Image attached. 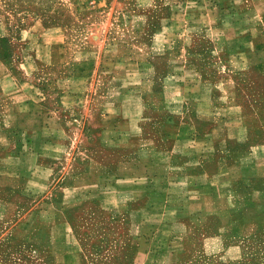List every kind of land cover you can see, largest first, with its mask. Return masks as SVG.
<instances>
[{"label": "crops", "instance_id": "crops-1", "mask_svg": "<svg viewBox=\"0 0 264 264\" xmlns=\"http://www.w3.org/2000/svg\"><path fill=\"white\" fill-rule=\"evenodd\" d=\"M161 1L0 0V247L70 264L111 228L103 264H264V0Z\"/></svg>", "mask_w": 264, "mask_h": 264}, {"label": "rangeland", "instance_id": "rangeland-1", "mask_svg": "<svg viewBox=\"0 0 264 264\" xmlns=\"http://www.w3.org/2000/svg\"><path fill=\"white\" fill-rule=\"evenodd\" d=\"M18 2L24 5H27L31 9L29 12H26L27 15L31 14L33 17L37 15H44L46 17L52 18L53 14H55L56 17L59 16V13H61V19L66 20L67 22H71L73 24H79V22L85 18V16L81 15L79 11H74L75 7L73 5L72 0H18ZM157 2L162 3L161 0H157ZM165 3V1H163ZM61 10V12H60ZM67 10H70L71 15H69V12ZM55 11V12H53ZM13 15L14 12H11ZM67 14V16H66ZM19 17L21 16H10L9 14H5V12L0 11V20L2 23H7V21H10V19L13 21L19 20ZM28 18V17H27ZM70 26V32H69V39H68V45L73 52V54H77L80 51H82L85 47V41H84V28L80 25L76 26ZM15 31L13 35H19L21 32L20 27L15 26ZM3 40V39H2ZM2 45L5 46V42H2ZM12 48V47H11ZM17 47H14L16 49ZM13 49V48H12ZM73 63V62H72ZM72 66V65H71ZM71 66H67V69L62 71L61 76L53 75L51 71L46 72V75H42V80L46 85H52L53 80L51 81L52 77L54 76L55 83L58 82L60 79L61 83H75L78 82L80 76L74 72L70 73ZM73 67V66H72ZM99 231V230H98ZM116 230L113 231L111 228L107 230V237L102 236L99 232H96V234L93 235L92 240L90 241L88 248L81 250L79 256H75L71 258L70 264H103L104 262H110L106 260L107 258H115L111 260L112 262H117L116 258H121L122 255L115 256L117 254H120V251H117L116 248L110 250L112 242L108 241H115L116 238ZM124 257L127 258L128 255L126 252L124 253ZM130 263L127 259L125 260V263ZM0 264H57L55 257L51 251L48 249H38L36 246L24 244V243H16L11 244L7 246H1L0 247ZM67 264V263H64Z\"/></svg>", "mask_w": 264, "mask_h": 264}]
</instances>
